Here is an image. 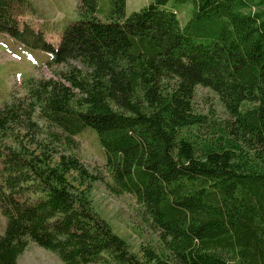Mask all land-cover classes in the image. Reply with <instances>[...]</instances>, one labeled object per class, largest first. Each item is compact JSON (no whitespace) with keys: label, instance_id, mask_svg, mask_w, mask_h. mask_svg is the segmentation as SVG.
<instances>
[{"label":"trees","instance_id":"1","mask_svg":"<svg viewBox=\"0 0 264 264\" xmlns=\"http://www.w3.org/2000/svg\"><path fill=\"white\" fill-rule=\"evenodd\" d=\"M76 1L53 46L22 20L29 0H0V33L64 67L0 105V264L29 241L63 264H264V0ZM197 87L223 119L195 111ZM86 129L102 170L79 157ZM97 181L134 197L159 247L140 257L114 233Z\"/></svg>","mask_w":264,"mask_h":264},{"label":"rangeland","instance_id":"2","mask_svg":"<svg viewBox=\"0 0 264 264\" xmlns=\"http://www.w3.org/2000/svg\"><path fill=\"white\" fill-rule=\"evenodd\" d=\"M33 10L26 11L22 20L44 33L46 41L53 46L59 43L63 29L76 18V0H29ZM151 0H126V15L147 5ZM106 2V0H99ZM250 6L243 12H254L260 7L259 0H248ZM107 3V2H106ZM180 23L187 17V9L177 12ZM101 17V16H100ZM51 55L40 50L25 48L6 35L0 33V105L11 94L21 95L22 81L30 76L35 78L55 77L63 66L47 65ZM196 112L223 119L225 111L215 93L197 87L193 98ZM79 145L78 154L92 171L102 170L104 153L95 133L86 129L75 137ZM89 199L94 210L111 226L119 237L124 239L132 252L141 257L144 246L159 247L158 234L141 217V208L130 194L115 196L102 181L92 184ZM4 218L0 214V233ZM16 264H63L56 254L29 241L26 249L19 255Z\"/></svg>","mask_w":264,"mask_h":264}]
</instances>
